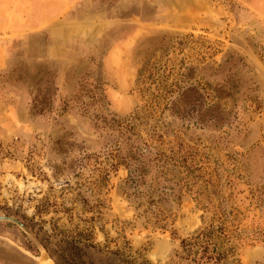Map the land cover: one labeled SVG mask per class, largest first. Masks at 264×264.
<instances>
[{"label": "rangeland", "instance_id": "374dc122", "mask_svg": "<svg viewBox=\"0 0 264 264\" xmlns=\"http://www.w3.org/2000/svg\"><path fill=\"white\" fill-rule=\"evenodd\" d=\"M152 131L216 191L166 195L162 228L115 156ZM220 196L264 264V0H0V215L52 264H168ZM45 256L0 222V264Z\"/></svg>", "mask_w": 264, "mask_h": 264}, {"label": "trees", "instance_id": "16d2710c", "mask_svg": "<svg viewBox=\"0 0 264 264\" xmlns=\"http://www.w3.org/2000/svg\"><path fill=\"white\" fill-rule=\"evenodd\" d=\"M153 79L151 74H147L141 81L154 83ZM141 90L146 95L147 102L150 100L153 102L159 96L156 95L157 91L154 92L155 87L149 90V87L143 86ZM119 126H123L122 123H119ZM124 128L132 129L129 122L124 123ZM154 134L156 133L152 131L150 137L143 139L140 145L133 141L128 142L129 137H125L122 155L119 156L117 153L115 156L127 171L125 183L131 189L129 194L139 197L140 200L144 199L143 211L151 218L153 224L162 228L167 218L166 209L162 205L167 198L166 195L173 194L179 198L180 194L185 192L193 194L197 197L195 199H198L200 196L215 195L216 191L210 179L199 175L193 160L181 155V148L176 151L170 150L166 154L156 149L154 145H150L151 141L161 139V137L155 139ZM109 167L113 168L115 164L109 163ZM148 175L149 177L146 178ZM207 202L208 205H202V209L206 211L210 208V220L193 231L191 235L180 238L179 251L174 252L176 260L168 264H237L234 255L243 237L238 219L233 213L234 209L227 205L224 197L221 196L216 198V203L209 199ZM89 235L91 231L86 234V236ZM84 244L92 246V243ZM67 245L69 250L66 251L68 252L66 256L72 263L77 264L82 254L81 248L73 241L67 242ZM49 256L52 258L53 254L49 253ZM53 264H57L56 259H53Z\"/></svg>", "mask_w": 264, "mask_h": 264}, {"label": "water", "instance_id": "95a60500", "mask_svg": "<svg viewBox=\"0 0 264 264\" xmlns=\"http://www.w3.org/2000/svg\"><path fill=\"white\" fill-rule=\"evenodd\" d=\"M0 222H7L16 226L21 232H23L37 247L43 249L41 243L37 238L25 227L18 219L12 216L0 215Z\"/></svg>", "mask_w": 264, "mask_h": 264}, {"label": "bare ground", "instance_id": "6f19581e", "mask_svg": "<svg viewBox=\"0 0 264 264\" xmlns=\"http://www.w3.org/2000/svg\"><path fill=\"white\" fill-rule=\"evenodd\" d=\"M41 251H42V253L44 254V256L46 255L45 254V251H43L42 249H40ZM44 259H46L50 264H52V261L47 257V256H45V258Z\"/></svg>", "mask_w": 264, "mask_h": 264}]
</instances>
